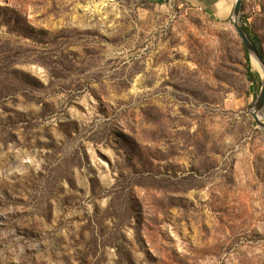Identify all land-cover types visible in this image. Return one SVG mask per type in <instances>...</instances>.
<instances>
[{"label": "rangeland", "instance_id": "1", "mask_svg": "<svg viewBox=\"0 0 264 264\" xmlns=\"http://www.w3.org/2000/svg\"><path fill=\"white\" fill-rule=\"evenodd\" d=\"M231 19L0 0V264H264V71ZM239 23L264 56V0Z\"/></svg>", "mask_w": 264, "mask_h": 264}, {"label": "water", "instance_id": "2", "mask_svg": "<svg viewBox=\"0 0 264 264\" xmlns=\"http://www.w3.org/2000/svg\"><path fill=\"white\" fill-rule=\"evenodd\" d=\"M243 1L244 0H237L235 8H234V12H233V18L231 19V21L234 22V25L244 44L245 49L249 52L252 59L255 58L260 63L264 71V56L262 52L259 51L257 46L254 44V42L252 41V39L249 37L248 33L244 29V27H242L239 23V17L241 14ZM253 110H254L253 117L255 118L257 125L260 126L264 130V121L260 118V116L263 117V113H264V82H263L260 95L254 104Z\"/></svg>", "mask_w": 264, "mask_h": 264}, {"label": "crops", "instance_id": "3", "mask_svg": "<svg viewBox=\"0 0 264 264\" xmlns=\"http://www.w3.org/2000/svg\"><path fill=\"white\" fill-rule=\"evenodd\" d=\"M218 19H231L232 0H186ZM234 12V11H233Z\"/></svg>", "mask_w": 264, "mask_h": 264}, {"label": "trees", "instance_id": "4", "mask_svg": "<svg viewBox=\"0 0 264 264\" xmlns=\"http://www.w3.org/2000/svg\"><path fill=\"white\" fill-rule=\"evenodd\" d=\"M245 30L248 33V35L250 36V38L252 39V41L254 42V44L257 46V48L259 49V51L262 52L261 47L259 45V40L257 39V37L256 38H253L249 34V30L247 28H245ZM245 58H246V62H247V76H248V79L254 85L256 82H259L260 81V75L258 73H256V72L253 71L252 65H251L250 54H249V52L247 50H245Z\"/></svg>", "mask_w": 264, "mask_h": 264}, {"label": "bare ground", "instance_id": "5", "mask_svg": "<svg viewBox=\"0 0 264 264\" xmlns=\"http://www.w3.org/2000/svg\"><path fill=\"white\" fill-rule=\"evenodd\" d=\"M236 22H238V21H236ZM253 59L255 60L256 64L259 65V67H260V63L255 58H253Z\"/></svg>", "mask_w": 264, "mask_h": 264}]
</instances>
